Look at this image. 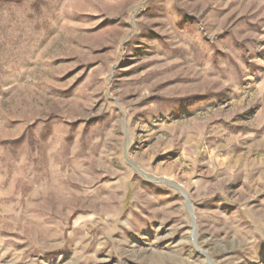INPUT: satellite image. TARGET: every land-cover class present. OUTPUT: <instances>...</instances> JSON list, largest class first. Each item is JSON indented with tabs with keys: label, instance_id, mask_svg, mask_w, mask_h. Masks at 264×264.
<instances>
[{
	"label": "rangeland",
	"instance_id": "374dc122",
	"mask_svg": "<svg viewBox=\"0 0 264 264\" xmlns=\"http://www.w3.org/2000/svg\"><path fill=\"white\" fill-rule=\"evenodd\" d=\"M1 1L0 264H264V0Z\"/></svg>",
	"mask_w": 264,
	"mask_h": 264
},
{
	"label": "trees",
	"instance_id": "16d2710c",
	"mask_svg": "<svg viewBox=\"0 0 264 264\" xmlns=\"http://www.w3.org/2000/svg\"><path fill=\"white\" fill-rule=\"evenodd\" d=\"M1 2H2V4H6V5H10V4L15 3L14 0H2ZM42 138H43V140H46V137H42ZM22 143H23V139L22 140L19 139L17 141H13V142H10L8 144H10V146L19 147L22 145ZM5 144H6V142L1 143L2 146H5Z\"/></svg>",
	"mask_w": 264,
	"mask_h": 264
}]
</instances>
